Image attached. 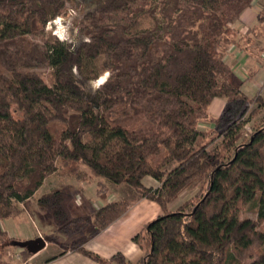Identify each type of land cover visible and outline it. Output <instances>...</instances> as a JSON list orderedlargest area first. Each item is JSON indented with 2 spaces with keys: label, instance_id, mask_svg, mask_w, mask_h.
Masks as SVG:
<instances>
[{
  "label": "trees",
  "instance_id": "obj_1",
  "mask_svg": "<svg viewBox=\"0 0 264 264\" xmlns=\"http://www.w3.org/2000/svg\"><path fill=\"white\" fill-rule=\"evenodd\" d=\"M72 1L0 0V264H10L3 248L15 240L1 221L17 216L54 173L81 182L96 177L101 198L109 184L127 185L162 211L132 238L142 251L137 262L120 254L107 260L82 240L130 202H106L74 217L68 192L41 193L37 202L60 231L86 232L81 241L47 238L63 252L77 250L100 264H245L264 242V112L246 131L264 111V97L242 91L225 54L264 38L259 26L241 41L234 27L253 0H95L78 24L86 40L73 48L52 36L40 50L28 36L43 37ZM148 18L152 24L143 27ZM38 62L50 70L49 83L29 69ZM104 73L92 93L87 83ZM216 98L225 106L213 116ZM13 105L30 109L16 118ZM162 152L159 163L149 161ZM145 177L157 185L146 186ZM187 190L189 198L170 210ZM252 202L257 219L240 218ZM249 264H264V250Z\"/></svg>",
  "mask_w": 264,
  "mask_h": 264
},
{
  "label": "crops",
  "instance_id": "obj_2",
  "mask_svg": "<svg viewBox=\"0 0 264 264\" xmlns=\"http://www.w3.org/2000/svg\"><path fill=\"white\" fill-rule=\"evenodd\" d=\"M259 26L263 27L262 32L264 33V0H253L250 6L241 10L239 18L234 27L237 29L238 37H241V41H244V36L249 33L250 29L257 27L259 28ZM261 27L259 30L262 29ZM225 58L235 73L243 80L242 91L248 96H253L254 94L258 93L264 97V38L259 35L258 37H254L253 42H249L243 46H240L239 44L232 45L227 50ZM224 106L225 100L222 98H216L210 104L209 111L213 116H218L223 110ZM210 127L211 125L208 123H201L200 125V129L202 130ZM144 179L145 181L147 179L146 186H156L155 183L157 182L151 177H145ZM117 186L118 185H115L114 187ZM81 189L82 188H78L79 191ZM114 189L116 188H113V184H109L108 192L104 198L98 196L96 192V195L100 197L101 200L95 204H91L90 206H93L90 207V210L87 212L79 209L78 206L80 205V202L74 203L73 196L70 194L72 198V215L74 217L89 216L96 208L100 207L106 202L123 199L124 196L121 194H123L124 191L133 194L132 191L130 192L128 190H122L120 193ZM182 194L183 200L189 198V194H187L185 191H183L180 195ZM30 199L35 200L36 204L39 206L38 214L42 215L41 211H45V207L38 204L37 196L35 195V197ZM30 199H27L20 205V207L23 209L27 201ZM129 202L130 207L123 215H121L106 228L87 236L85 239L83 238L85 237L86 232L83 229L69 232L60 231L56 225L53 215L48 221L47 226H49V230H51L55 225L54 233L56 234L57 239L61 242L68 243L73 241H81L83 239L82 246L103 259L109 260L114 258L115 255L120 254L123 256V258H125V260L137 262L142 256V251L132 238L144 227L146 223L158 217L162 211L157 202L145 197H141L137 193L134 195L132 201ZM3 229L10 237H13L17 240H26L31 238L30 235L27 234L15 236L12 235L11 229H7L5 227H3ZM54 233L50 232V234L47 235L44 233V231H40L37 234V236H42L46 240L45 247L35 254L29 253L26 258L27 263L100 264L77 250H67L63 252L57 243L54 242V244H56V246H54L53 241H49L47 239L49 237H53L51 234ZM22 251L23 250L15 249L13 247V252L15 254L20 255L22 254ZM53 256L56 257L50 259ZM113 264H118V261L113 260Z\"/></svg>",
  "mask_w": 264,
  "mask_h": 264
},
{
  "label": "rangeland",
  "instance_id": "obj_3",
  "mask_svg": "<svg viewBox=\"0 0 264 264\" xmlns=\"http://www.w3.org/2000/svg\"><path fill=\"white\" fill-rule=\"evenodd\" d=\"M94 5H95V0H73L68 4L69 6L68 14L58 17L59 19L55 18L54 20H51L47 23V26L45 28V34L43 35V37L31 35L28 36V38L32 42L38 44L40 50L45 49V39H50L52 38V36H55L59 40H63L65 42L70 43L72 47L75 48L79 45L81 41L86 40L85 36L79 34L78 24L80 20L83 18L85 12L90 11ZM160 8L161 6L158 8V12H160ZM157 16H160V14H157ZM151 24H152V19L148 18L145 19L141 25L143 27H147L150 26ZM155 53H158V51H155ZM29 69L38 73L47 83L50 82V77H49L50 70L44 63L38 62L37 65L31 66ZM107 77L108 74L104 73L98 79L89 81L87 83L88 89L93 93L96 90V88H98V86H100L105 81ZM29 109H30L29 107H21V106L18 107L16 105H13L12 113L14 117L18 118L24 113L28 112ZM263 112L264 111H260L257 115L251 118L246 130L247 133H249L250 130L253 129V125L260 124V116L263 114ZM163 156H164V152H162L161 154L153 155L149 158V161L152 164L159 163ZM97 180L98 179L96 177L91 176L86 181L80 182L74 177L62 176L54 173L46 178L43 186L37 191L36 196L38 197L41 193L49 192L53 190L66 191L73 196L74 203L80 202V205L78 206L79 209L84 212L85 211L87 212L90 210V207L93 206V205L90 206L91 204H95L101 200L100 197L96 195ZM143 183L147 185V179L146 181L144 179ZM155 184L157 185V183ZM114 186L115 185H113V188H116L114 190L115 191L117 190L120 193L122 192V190L123 191L128 190L130 192L132 191L133 194L127 193V191L126 192L124 191V193L121 194L122 196H124V198L121 200L132 201L134 195L136 194L132 188H130L127 185H118L117 187ZM78 188H82V189L79 191ZM185 192L187 194L190 193V191L188 190ZM182 201H184L183 194L179 195L177 199L171 202L169 204V208L171 210L175 209V207H177V205ZM38 210H39V206L36 204L35 200L30 199L27 201L26 205L23 207L22 211L17 215V217L1 221V227L11 229L12 235L15 236L24 235V234L30 235L31 238L29 239L35 238L40 231H44V233H46L47 235H49L50 232L54 233L55 225L53 224L54 226L51 230H49V226H47L48 221L52 216V213L45 207V211H41L42 215H39ZM239 217L256 220L257 219L256 202H252L246 205L239 213ZM258 228L264 231V222H261ZM51 235L53 236L51 238L57 239L55 233ZM1 239L2 238L0 237V240ZM53 245L56 246L54 242ZM13 247L15 249L23 250L22 254L20 255L15 254L13 252ZM59 248L61 247L59 246ZM263 250H264V242L262 245H260L258 248H256L253 251L251 258H247L245 260V264H249L250 261L256 256H258V254L261 253ZM28 255L29 253L24 248L16 247L13 245L5 246L3 248V257L10 264H23V263L31 264V263H27L26 261Z\"/></svg>",
  "mask_w": 264,
  "mask_h": 264
},
{
  "label": "water",
  "instance_id": "obj_4",
  "mask_svg": "<svg viewBox=\"0 0 264 264\" xmlns=\"http://www.w3.org/2000/svg\"><path fill=\"white\" fill-rule=\"evenodd\" d=\"M46 240L42 236H37L26 240H13L12 245L24 248L28 253L35 254L45 247Z\"/></svg>",
  "mask_w": 264,
  "mask_h": 264
},
{
  "label": "built area",
  "instance_id": "obj_5",
  "mask_svg": "<svg viewBox=\"0 0 264 264\" xmlns=\"http://www.w3.org/2000/svg\"><path fill=\"white\" fill-rule=\"evenodd\" d=\"M57 19H59V18L57 17ZM23 264H26V263H23Z\"/></svg>",
  "mask_w": 264,
  "mask_h": 264
}]
</instances>
